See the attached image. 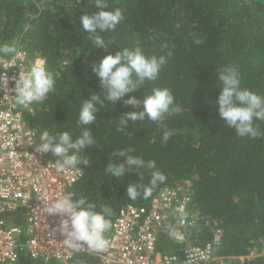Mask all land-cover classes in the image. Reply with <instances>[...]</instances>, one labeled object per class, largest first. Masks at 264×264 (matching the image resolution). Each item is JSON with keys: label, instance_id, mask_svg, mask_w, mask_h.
I'll return each instance as SVG.
<instances>
[{"label": "trees", "instance_id": "16d2710c", "mask_svg": "<svg viewBox=\"0 0 264 264\" xmlns=\"http://www.w3.org/2000/svg\"><path fill=\"white\" fill-rule=\"evenodd\" d=\"M107 3V10H122L124 19L115 31L101 33L106 43L111 41L105 51L88 40L81 23L82 16L99 11L95 0H0V47H21L29 57L43 58L56 81L54 91L25 115L28 126L40 134L67 131L73 139L88 128L97 141V148L82 154L92 165L77 168L82 177L73 188L74 198H87L97 205V212L104 205L111 207L113 221L126 205L148 206L162 188L190 183L188 213L197 212L198 220L187 229L188 243L203 245L219 229L217 256H247L264 246V136L241 138L220 117L218 106L222 91L218 77L226 66L238 68L241 89L264 97V0ZM200 37L205 42L196 45L194 40ZM136 46L148 57L174 54L156 81L114 104L105 100L103 107L97 105L96 123L82 125L79 114L85 99L105 95L93 66L109 54ZM154 88L170 89L181 108L166 121L176 132L166 146L162 130L148 119L129 122L125 132L117 131L123 116L141 110L125 107L124 100L135 97L142 102ZM255 124L264 133V121ZM129 147L136 149L133 155L155 161V170L167 177L147 200L141 196L132 201L126 192L131 183L149 185L153 170L133 168L118 180L105 171L109 156ZM44 156L54 162L51 154ZM157 250L174 252L176 247L160 235ZM73 260L94 262L84 254ZM18 264L58 263L22 256ZM243 264H264V256Z\"/></svg>", "mask_w": 264, "mask_h": 264}, {"label": "clouds", "instance_id": "9594fccd", "mask_svg": "<svg viewBox=\"0 0 264 264\" xmlns=\"http://www.w3.org/2000/svg\"><path fill=\"white\" fill-rule=\"evenodd\" d=\"M95 7L99 11L93 15L81 17L83 31L88 34L90 40L98 49L108 50L109 43H106L101 33L115 31L117 26L124 19L123 11L116 9L107 10L109 4L107 0H95ZM205 42V38L200 37L194 40L196 45ZM164 48H168L165 44ZM174 47V46H173ZM0 54L3 56H19L22 53L15 46L8 44L0 47ZM174 53L168 51L166 55L148 57L143 50L136 46L134 48H124L113 56L111 54L98 61L93 66V72L97 75L105 95L93 94L89 99H85L80 114L79 121L84 126L94 125L97 121L99 108L106 105L105 100L112 102L122 100L125 96L139 89L146 82H154L159 78L163 67ZM43 60H37L29 70L19 73L18 80L15 81L16 96L13 98L16 105L30 106L34 103H42L54 91V75L47 71ZM9 66H12L9 63ZM8 66V67H9ZM219 81L222 89L218 98L219 115L226 122L227 126L235 130L241 138L250 137L257 139L264 136L255 121H264V97L253 93L250 90L241 89V76L235 66H226L220 70ZM7 84L6 74H0ZM125 107L131 106L139 111L128 112L120 120L118 132H125L129 122L136 124L145 119L155 123L162 130V143L166 146L168 141L176 134L175 130H169L166 121L169 117L179 114L181 108L175 102V96L168 88H154L152 94L145 95L141 102L132 97L124 100ZM40 143L35 145V152L43 155L51 154L54 162L49 161V166L54 167L59 172L77 169L79 166L91 167L92 162L86 155H82L89 149L97 148V141L94 139L92 131L88 128L73 139L71 133L67 131L50 135L43 132L40 136ZM14 146V141L9 142ZM100 150V149H99ZM135 148L129 147L124 150L113 152L110 162L105 171L115 179L125 177L126 173L132 172L133 168H144L151 171L149 185L143 183H131L127 187L126 196L136 201L143 197L147 200L153 196L154 191L160 184L166 182L167 177L156 169L155 161H145L139 156L133 155ZM115 162H111V161ZM122 161L127 162V166ZM143 176H140V181ZM142 190V191H141ZM74 193L62 195L52 201H44L43 212L50 216H60L59 226L54 232H59L65 239L63 245L74 252H82L90 249L95 253H106L111 248V241L106 237V233L112 228V220L115 215L113 209L107 205L102 206L100 212L96 211L97 205L89 202L87 198H74ZM186 198L177 209L178 222L183 225L188 222L189 213L186 210L188 203ZM169 235L177 237L179 233L171 225ZM78 264H85L78 261Z\"/></svg>", "mask_w": 264, "mask_h": 264}, {"label": "built area", "instance_id": "2783aa9c", "mask_svg": "<svg viewBox=\"0 0 264 264\" xmlns=\"http://www.w3.org/2000/svg\"><path fill=\"white\" fill-rule=\"evenodd\" d=\"M16 48L22 55L0 54V74L7 76V84L0 79V264H18L22 256L34 261L78 264L73 260L77 254L94 261H84L85 264H243L257 257L255 250L247 256H217L221 246L219 229L203 245L187 242V229L195 225L198 214L191 212L188 222L181 225L177 209L187 198L189 211L190 183L162 188L148 206L121 208L105 234L111 241L108 252L86 249L77 253L67 249L62 243L65 237L54 232L62 218L43 212L44 201L73 193L82 172H59L49 166L43 154L35 152L41 134L31 129L25 119L32 113L33 104L19 106L13 98L20 71L44 59L31 58L23 48ZM11 141L14 146L9 144ZM170 225L179 233L177 237L169 235ZM160 235H166L176 251H158Z\"/></svg>", "mask_w": 264, "mask_h": 264}, {"label": "rangeland", "instance_id": "374dc122", "mask_svg": "<svg viewBox=\"0 0 264 264\" xmlns=\"http://www.w3.org/2000/svg\"><path fill=\"white\" fill-rule=\"evenodd\" d=\"M256 253L255 255L257 257H260V256H264V246H257V248L255 249Z\"/></svg>", "mask_w": 264, "mask_h": 264}]
</instances>
